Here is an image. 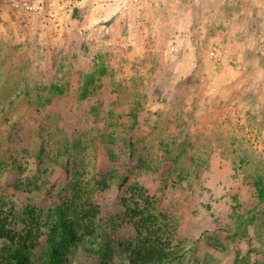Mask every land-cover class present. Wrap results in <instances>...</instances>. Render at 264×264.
I'll return each instance as SVG.
<instances>
[{"label":"rangeland","instance_id":"374dc122","mask_svg":"<svg viewBox=\"0 0 264 264\" xmlns=\"http://www.w3.org/2000/svg\"><path fill=\"white\" fill-rule=\"evenodd\" d=\"M13 1L0 264L16 248L44 264L56 207L79 236L65 264H129L141 195L164 238L175 228L168 264H264V0H28L42 16Z\"/></svg>","mask_w":264,"mask_h":264},{"label":"trees","instance_id":"16d2710c","mask_svg":"<svg viewBox=\"0 0 264 264\" xmlns=\"http://www.w3.org/2000/svg\"><path fill=\"white\" fill-rule=\"evenodd\" d=\"M132 117L135 118L136 116ZM45 127L46 126H44L43 122L42 126H39V135L41 137L48 135ZM73 147L74 151L80 147L79 139L75 140ZM43 152L44 148L41 147L40 153ZM97 183H102V185H105L103 181H98ZM135 205L136 208L134 213L135 216L139 218L138 227L143 239L140 241V244L137 248L131 250L128 263L168 264L177 261L179 256L173 249V241H175L174 226H168V224H166V226H168V236L167 238H164L163 235L160 234L162 233L160 226L156 228L159 223L157 215L153 213L152 210L148 211V208L152 207L150 198H148V196L141 195L139 198V203ZM143 209L147 210V217L143 216ZM163 219L164 221L166 220V218ZM44 235L46 237L44 264H65L66 254L79 241V236L73 224L70 222V220H68L67 213L64 211V209L61 207H56L52 211L49 217V222L46 225ZM7 236L8 233L3 232L2 230L0 237L6 238ZM10 239L13 240V238ZM11 260L13 261V264H31L30 257L20 248H16L13 251L11 254Z\"/></svg>","mask_w":264,"mask_h":264},{"label":"built area","instance_id":"2783aa9c","mask_svg":"<svg viewBox=\"0 0 264 264\" xmlns=\"http://www.w3.org/2000/svg\"><path fill=\"white\" fill-rule=\"evenodd\" d=\"M13 7L22 10L26 14H32V15H38L42 16L45 13V9L42 5L40 4H35L30 1H13ZM48 16L53 18L54 15L52 13H48ZM122 49L126 50L127 49V44H123L120 46ZM210 56L213 57L214 59H217V55L214 52L210 53Z\"/></svg>","mask_w":264,"mask_h":264}]
</instances>
